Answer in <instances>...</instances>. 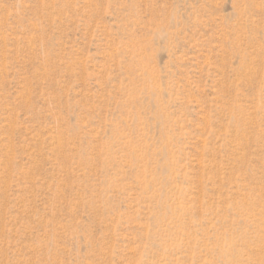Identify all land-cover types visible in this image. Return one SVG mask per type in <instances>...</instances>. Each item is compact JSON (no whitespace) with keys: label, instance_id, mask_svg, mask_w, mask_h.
<instances>
[{"label":"rangeland","instance_id":"1","mask_svg":"<svg viewBox=\"0 0 264 264\" xmlns=\"http://www.w3.org/2000/svg\"><path fill=\"white\" fill-rule=\"evenodd\" d=\"M0 264H264V0H0Z\"/></svg>","mask_w":264,"mask_h":264}]
</instances>
